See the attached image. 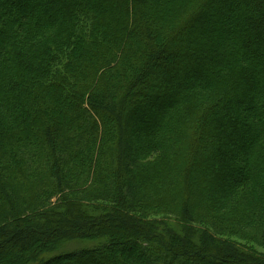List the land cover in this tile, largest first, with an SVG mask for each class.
Instances as JSON below:
<instances>
[{
	"label": "trees",
	"instance_id": "obj_1",
	"mask_svg": "<svg viewBox=\"0 0 264 264\" xmlns=\"http://www.w3.org/2000/svg\"><path fill=\"white\" fill-rule=\"evenodd\" d=\"M262 249L264 0H0V264Z\"/></svg>",
	"mask_w": 264,
	"mask_h": 264
},
{
	"label": "rangeland",
	"instance_id": "obj_2",
	"mask_svg": "<svg viewBox=\"0 0 264 264\" xmlns=\"http://www.w3.org/2000/svg\"><path fill=\"white\" fill-rule=\"evenodd\" d=\"M131 137H133V136H131ZM101 244H103V243L97 242V241L96 242L95 241H93V242L81 241V240L72 241V242L66 244L65 246H63L60 250H58L52 254L47 255L45 260L46 261L55 260L59 257L76 254V253H79V252L84 251V250L94 249ZM262 252L264 253V249H262Z\"/></svg>",
	"mask_w": 264,
	"mask_h": 264
}]
</instances>
